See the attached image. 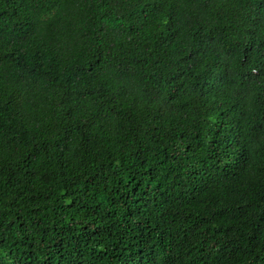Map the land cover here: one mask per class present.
I'll return each mask as SVG.
<instances>
[{
	"label": "trees",
	"instance_id": "16d2710c",
	"mask_svg": "<svg viewBox=\"0 0 264 264\" xmlns=\"http://www.w3.org/2000/svg\"><path fill=\"white\" fill-rule=\"evenodd\" d=\"M0 264H264V0H0Z\"/></svg>",
	"mask_w": 264,
	"mask_h": 264
}]
</instances>
